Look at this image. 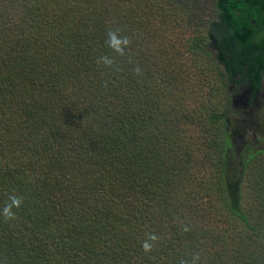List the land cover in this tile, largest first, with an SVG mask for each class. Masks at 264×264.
Wrapping results in <instances>:
<instances>
[{
    "label": "trees",
    "instance_id": "trees-1",
    "mask_svg": "<svg viewBox=\"0 0 264 264\" xmlns=\"http://www.w3.org/2000/svg\"><path fill=\"white\" fill-rule=\"evenodd\" d=\"M214 6L203 22L186 0H0V209L23 196L0 264H264V147L233 145L224 85L262 89L264 0ZM180 52L214 66L209 111Z\"/></svg>",
    "mask_w": 264,
    "mask_h": 264
},
{
    "label": "rangeland",
    "instance_id": "rangeland-1",
    "mask_svg": "<svg viewBox=\"0 0 264 264\" xmlns=\"http://www.w3.org/2000/svg\"><path fill=\"white\" fill-rule=\"evenodd\" d=\"M186 1L188 3V6H190V8L194 10L196 15L198 14L196 17L194 16L196 21H199L200 19H202L203 22L205 20L209 21L211 18L214 17V14H215L214 0H186ZM209 53L213 57V59L216 60L215 51L213 48L209 49ZM180 54L183 55V59L185 61L186 67L190 69L188 73L191 74V77H193L192 79L194 78L197 79V76H195L194 72H196L197 75L199 76L200 72H202V68L204 69L205 72H207V75H208L207 78L209 82L206 83V86H203L204 85L203 83L202 85L203 91H201L202 88H200L201 95L203 94V96L202 98H200L197 105L199 106L198 108H200L201 110L206 109L207 111H209L211 107L215 105L214 104L215 99L220 101L217 95V90H216L219 87L217 84V80H216L217 75H215L214 70H211V67L213 68L214 66L209 61L208 63L202 62V66H201V63L197 61V63L194 65L193 63L194 56L191 53L187 54L185 52H180ZM207 78H206V81H207ZM224 85H225V91L229 95V98L231 99V93L234 92L233 89L231 93L228 91V87H230L231 84L227 82ZM260 95L261 96L259 98L258 105L254 110V118L252 119L255 122L253 129H250L251 119H249L247 115L239 111V113L242 115L244 130H242L241 132L235 133L234 139H233L234 146H237L240 148L244 144V142L247 143L251 141L253 143L252 148L264 147V118H263L264 81H263L262 89L260 91ZM233 120L238 122V119L235 116ZM201 170L203 169L201 168L200 172Z\"/></svg>",
    "mask_w": 264,
    "mask_h": 264
},
{
    "label": "clouds",
    "instance_id": "clouds-1",
    "mask_svg": "<svg viewBox=\"0 0 264 264\" xmlns=\"http://www.w3.org/2000/svg\"><path fill=\"white\" fill-rule=\"evenodd\" d=\"M105 45L111 50L112 53L118 56H124L126 50L132 43L129 36L122 33L120 27L109 28L106 31V39L104 41ZM98 64H103L105 67L116 68V60L112 55H101L98 60ZM118 70V69H116ZM133 72L139 77L143 76V69L136 65L133 68ZM23 204V196L17 195L15 193L8 196V201L5 203L2 209H0V215L4 217L6 221L16 219V212L14 209H19ZM190 228L187 225L183 226V231L187 232ZM162 239L154 232L146 233V238L141 241V247L145 253L151 252L156 246V242ZM201 256L199 253H195L190 259H181L179 264H200Z\"/></svg>",
    "mask_w": 264,
    "mask_h": 264
},
{
    "label": "water",
    "instance_id": "water-1",
    "mask_svg": "<svg viewBox=\"0 0 264 264\" xmlns=\"http://www.w3.org/2000/svg\"><path fill=\"white\" fill-rule=\"evenodd\" d=\"M216 45V41H213V46ZM232 86L228 87V91L231 93ZM252 86L251 85H241L237 91L231 93V106L234 110L241 111L243 114L247 115L250 121V129L254 127V110L258 105L260 98V93H256L252 96ZM251 103V104H250ZM250 105V106H249Z\"/></svg>",
    "mask_w": 264,
    "mask_h": 264
},
{
    "label": "flooded vegetation",
    "instance_id": "flooded-vegetation-1",
    "mask_svg": "<svg viewBox=\"0 0 264 264\" xmlns=\"http://www.w3.org/2000/svg\"><path fill=\"white\" fill-rule=\"evenodd\" d=\"M234 84V83H233ZM241 86V85H240ZM232 89H233V91L235 92V91H237L238 90V88H233V86H232ZM258 93H260V92H258ZM255 94H253V92H252V96H254ZM251 104V103H250ZM250 106V105H249Z\"/></svg>",
    "mask_w": 264,
    "mask_h": 264
}]
</instances>
